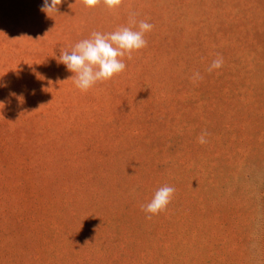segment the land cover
<instances>
[{"label": "rangeland", "instance_id": "obj_1", "mask_svg": "<svg viewBox=\"0 0 264 264\" xmlns=\"http://www.w3.org/2000/svg\"><path fill=\"white\" fill-rule=\"evenodd\" d=\"M42 5L0 0V264H264V0ZM140 20L79 90L61 50Z\"/></svg>", "mask_w": 264, "mask_h": 264}, {"label": "clouds", "instance_id": "obj_2", "mask_svg": "<svg viewBox=\"0 0 264 264\" xmlns=\"http://www.w3.org/2000/svg\"><path fill=\"white\" fill-rule=\"evenodd\" d=\"M86 7H95L99 3H103L108 9H113L121 4V0H81ZM62 0H43L40 11L50 16L51 13L58 12V6ZM129 23L137 25L136 20L130 17ZM153 25L140 20L138 30L132 27L122 26L116 31L102 34L100 32H92L88 39L77 42L71 51L61 50L58 62L66 66L67 70L73 75L69 78L74 85L86 92L97 82H103L111 79L113 76L122 73L126 69L123 57L127 56L131 59L132 53L147 46L144 34L151 31ZM223 64L222 57L214 59L208 71L219 69ZM200 74L194 73L193 82L200 79ZM52 101V100H51ZM50 101V102H51ZM207 132L204 131L198 137V142L206 143L205 137ZM175 188L165 185L160 187L154 194L153 198L146 205H142V210L152 215H158L166 210L171 202Z\"/></svg>", "mask_w": 264, "mask_h": 264}]
</instances>
